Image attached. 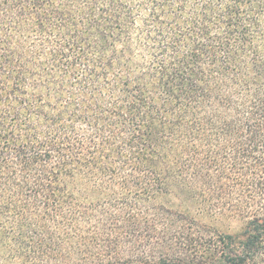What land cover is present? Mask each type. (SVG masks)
Here are the masks:
<instances>
[{
	"label": "trees",
	"instance_id": "1",
	"mask_svg": "<svg viewBox=\"0 0 264 264\" xmlns=\"http://www.w3.org/2000/svg\"><path fill=\"white\" fill-rule=\"evenodd\" d=\"M0 264H264V0H0Z\"/></svg>",
	"mask_w": 264,
	"mask_h": 264
},
{
	"label": "rangeland",
	"instance_id": "2",
	"mask_svg": "<svg viewBox=\"0 0 264 264\" xmlns=\"http://www.w3.org/2000/svg\"><path fill=\"white\" fill-rule=\"evenodd\" d=\"M171 205L178 204V201L172 199ZM203 217L202 222L219 229L221 232H229V233H238L242 229L243 222L239 219L232 218V217H208V216H201Z\"/></svg>",
	"mask_w": 264,
	"mask_h": 264
}]
</instances>
